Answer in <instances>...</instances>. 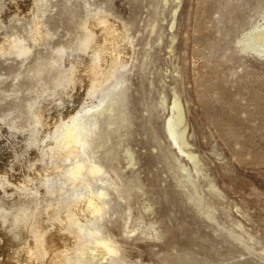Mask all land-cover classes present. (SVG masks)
Wrapping results in <instances>:
<instances>
[{"label": "rangeland", "instance_id": "rangeland-1", "mask_svg": "<svg viewBox=\"0 0 264 264\" xmlns=\"http://www.w3.org/2000/svg\"><path fill=\"white\" fill-rule=\"evenodd\" d=\"M44 3L50 43L34 46L28 60L0 54V117L3 129L14 127L10 138L0 135V165L24 144L30 106L51 92L39 93L38 83L54 82V69L40 76L27 68L72 45L90 11L106 10L126 23L133 44L87 149L105 166L93 187L106 178L113 199L99 220L103 230L123 238L134 264H264V56L256 51L264 42L249 39L264 23V0ZM12 5L0 0V37L28 28ZM101 93L76 97L68 108ZM169 118L180 120L184 151L169 137ZM4 195L12 209L35 204L30 188Z\"/></svg>", "mask_w": 264, "mask_h": 264}, {"label": "bare ground", "instance_id": "bare-ground-1", "mask_svg": "<svg viewBox=\"0 0 264 264\" xmlns=\"http://www.w3.org/2000/svg\"><path fill=\"white\" fill-rule=\"evenodd\" d=\"M27 1L11 0L12 14H23L28 28L25 34L3 30L0 54L28 60L34 46L50 43L53 32L42 10L44 0ZM76 29L72 45L60 44L51 56L26 70L42 76L54 69V82L52 86L43 80L38 83L39 93L51 92L39 95L30 106V127L21 129L24 144L14 150L7 164L0 165V189H4L0 192V264H134L124 255L123 238L104 231L100 224L113 199L106 178L98 189L93 187L105 166L87 150L98 115L108 109L104 104L111 95L109 89L118 86L110 82L128 65L133 43L126 23L102 9L90 11ZM249 39L253 44L264 42V23L256 24ZM262 45L256 51L264 56ZM98 91L102 93L97 102L82 98L78 100L82 104L68 108L76 97H92ZM174 106L179 108L177 100ZM178 118L168 120L169 137L184 151L176 130ZM4 127L0 117V135L14 130ZM188 155L194 158L192 152ZM78 185L83 186L79 192ZM15 188H30L35 204L22 202L17 209L4 206V194Z\"/></svg>", "mask_w": 264, "mask_h": 264}]
</instances>
